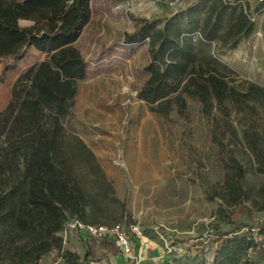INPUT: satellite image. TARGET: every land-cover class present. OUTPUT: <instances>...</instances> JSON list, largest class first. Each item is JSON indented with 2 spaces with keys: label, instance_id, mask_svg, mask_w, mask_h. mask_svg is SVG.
Segmentation results:
<instances>
[{
  "label": "rangeland",
  "instance_id": "1",
  "mask_svg": "<svg viewBox=\"0 0 264 264\" xmlns=\"http://www.w3.org/2000/svg\"><path fill=\"white\" fill-rule=\"evenodd\" d=\"M200 1L238 5L254 20L253 32L234 48L220 39L196 44L228 66L230 71L219 69L237 87L245 82L264 87V0H92L91 19L75 41L87 75L78 81L63 118L61 158L87 201L85 212L68 213V221L122 224L131 229L134 244L159 243L174 264H213L225 237L219 232L253 230L262 246L250 256L264 255V235L258 233L264 225V172L244 135L254 122L264 136L262 109L252 114L230 107L208 115L200 101L175 94L169 110L159 112L138 97L149 77L150 37L128 41V35L149 24L161 28L173 12ZM20 24L33 21L21 19ZM45 57L34 46L0 57V111L19 76ZM67 236L63 232V251L30 263L65 255ZM19 243L0 231V264L20 260Z\"/></svg>",
  "mask_w": 264,
  "mask_h": 264
},
{
  "label": "trees",
  "instance_id": "2",
  "mask_svg": "<svg viewBox=\"0 0 264 264\" xmlns=\"http://www.w3.org/2000/svg\"><path fill=\"white\" fill-rule=\"evenodd\" d=\"M91 2L0 0V57L19 55L30 46L46 53L45 59L19 76L7 106L0 111V231L11 242L20 241L16 254L21 258L12 264H31L53 250L63 251L68 213L85 212V196L71 182L61 153L63 118L69 113L78 81L87 75L88 64L75 41L91 19ZM237 6L225 1L193 2L173 12L161 28L149 24L128 35V41L150 37L149 77L138 97L159 112L169 110L171 96L185 94L200 101L208 115L214 109L228 112L230 107L248 108L252 114L261 108L264 113L263 86L245 82L237 87L219 69H229L227 65L197 48V42L216 39L234 48L253 32L254 20ZM21 19L33 24L22 26ZM149 30L152 33L147 35ZM184 101L178 100L180 105ZM244 135L264 172L263 134L252 122ZM252 231L219 232L225 237L213 264H264V255L250 256V251L262 246ZM258 233L264 235V225ZM64 256L68 264H77L76 254Z\"/></svg>",
  "mask_w": 264,
  "mask_h": 264
},
{
  "label": "crops",
  "instance_id": "3",
  "mask_svg": "<svg viewBox=\"0 0 264 264\" xmlns=\"http://www.w3.org/2000/svg\"><path fill=\"white\" fill-rule=\"evenodd\" d=\"M65 249L76 254L77 264H174L168 252L156 242H135L134 255L130 258L113 239L92 236L85 230H74L66 238ZM63 254H52L44 264H68Z\"/></svg>",
  "mask_w": 264,
  "mask_h": 264
},
{
  "label": "built area",
  "instance_id": "4",
  "mask_svg": "<svg viewBox=\"0 0 264 264\" xmlns=\"http://www.w3.org/2000/svg\"><path fill=\"white\" fill-rule=\"evenodd\" d=\"M85 230L92 236L102 238H113L121 250L126 253L130 258L134 255L135 244L132 240L131 229L126 228L122 224H116L114 226H107L100 223H86L80 220L67 221L63 232L65 235H69L74 230ZM135 264H140V258L134 257Z\"/></svg>",
  "mask_w": 264,
  "mask_h": 264
}]
</instances>
